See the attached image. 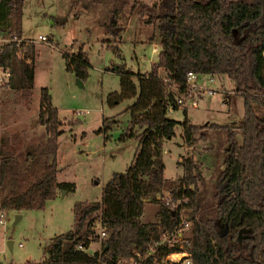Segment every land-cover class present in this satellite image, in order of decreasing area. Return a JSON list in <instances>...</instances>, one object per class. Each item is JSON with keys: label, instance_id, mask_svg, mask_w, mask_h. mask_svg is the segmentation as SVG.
<instances>
[{"label": "trees", "instance_id": "trees-1", "mask_svg": "<svg viewBox=\"0 0 264 264\" xmlns=\"http://www.w3.org/2000/svg\"><path fill=\"white\" fill-rule=\"evenodd\" d=\"M24 0H0V66L9 70V80L0 87L26 99L33 87L34 46L21 40ZM96 6H109L103 26L107 33L124 29L118 20L125 8L118 0H92ZM135 15L152 33L148 42L158 45L155 63L146 73L133 74L123 64L106 69L118 77L119 92L106 97L114 107L133 99L126 108L129 120L118 141H137V152L122 173L111 174L102 186L99 199L76 202L72 206L73 223L68 231L53 237L43 246V259L35 264H122L134 252L144 254L147 245L161 233L169 232L177 222L175 212L159 200L157 220L140 222L146 198L155 196L164 186L161 155L163 142L173 137L179 126L185 147L204 139L205 127L190 124L186 111L180 123L167 117L175 95L185 90V75H224L233 80L234 93L242 99L239 126L210 124L224 135L210 203L200 167L192 157L179 162L181 175L169 192L173 199H188L191 226L183 249L162 247L147 264H163L172 253L186 251L192 264H264V0H160L150 6L132 5ZM117 47L112 52L118 59ZM64 68L83 83L88 62L84 53L62 54ZM161 71V72H160ZM1 104V103H0ZM177 110V107H174ZM37 120L44 133L36 140L22 139L21 132L0 134V211L42 210L57 191L72 192L74 185L56 183L57 137L60 134L57 111L51 105L46 88L38 94ZM103 120L105 132L111 124ZM203 130V131H202ZM105 139V137H104ZM192 186L191 192L180 187ZM98 218L106 238L99 251L88 253L97 240L92 230ZM225 223L219 233L216 222ZM240 231L245 254H232L230 242Z\"/></svg>", "mask_w": 264, "mask_h": 264}, {"label": "rangeland", "instance_id": "rangeland-1", "mask_svg": "<svg viewBox=\"0 0 264 264\" xmlns=\"http://www.w3.org/2000/svg\"><path fill=\"white\" fill-rule=\"evenodd\" d=\"M118 1L125 3L118 20V25L124 29L116 36L117 31L107 33L103 26L109 6H96L92 0H24L21 40L34 46L33 87L26 99L7 88L1 89L0 134L21 132V125L25 131L33 130L29 138L21 135L26 141H34L44 133L43 126L37 120V112L39 90L46 88L59 120L60 134L55 155L56 167L60 170L57 179L73 183L75 188L62 198L58 196L48 201L42 210L1 213L0 264L41 262L43 246L70 229L73 204L98 200L101 186L111 174L124 172L137 152L136 140L118 141L129 120L126 108L133 99L124 100L114 107L106 105L107 95L119 92L118 77L106 69L123 64L133 74L149 70L151 62L156 61V55H151L150 49L153 44L157 48L158 45L148 42L152 29L138 19L135 8L131 10V6H150L160 0ZM37 36H43L48 41L40 42ZM113 46L119 49L121 59L115 57ZM79 50L84 53L89 65L81 87L77 85L74 74L65 70L62 59V54H76ZM208 79V75H196L195 83L200 88L211 89L213 94L198 93L196 108L184 109L190 124L207 126L203 129L206 136L196 140L191 151L185 150L182 131L179 126L175 127L173 137L162 148L165 183L158 194L145 199L140 219L144 225L157 220L155 213L158 205L151 199L163 203L168 198L169 192L177 185L181 175L179 162L184 158L192 157L200 167L207 202L210 203L209 195L219 168L224 135L216 133L209 125L239 126L242 121V99L235 95L232 79L224 75H212V83H208ZM170 90L175 97L179 96L174 92V87ZM182 110L168 111L167 117L180 123L184 119ZM103 120L114 123L105 132H99ZM95 180H98V185H94ZM16 215H19V219L14 222ZM225 227L223 221L216 222L219 233H225ZM246 234L240 231L237 238L230 242L233 255H249L244 252L241 241ZM8 242L11 243L10 249ZM99 249V240H95L90 243L87 252L93 253Z\"/></svg>", "mask_w": 264, "mask_h": 264}, {"label": "built area", "instance_id": "built-area-1", "mask_svg": "<svg viewBox=\"0 0 264 264\" xmlns=\"http://www.w3.org/2000/svg\"><path fill=\"white\" fill-rule=\"evenodd\" d=\"M36 39L40 42H47L48 39L43 36H37ZM10 38L0 36V42H8ZM151 55L157 54V49L153 46L150 49ZM208 83H212V76L208 75ZM196 75L188 72L185 75V90L182 94L175 98L174 103L168 106V111H174V107L177 109H186V108H196L197 100L196 96L198 93L204 95H212L213 92L211 89H204L203 87H198L195 83ZM9 80V70L6 67L0 66V87H3L8 83ZM202 90V91H199ZM80 114V113H76ZM83 114V113H81ZM192 147H186L185 150L191 151ZM180 191L183 192H191L192 186H184L180 187ZM164 207L168 210L175 212L177 216V222L169 232H163L160 234L156 241H153L147 245V250L144 254H140L139 252H134V256L129 262H122V264H147L149 258L153 257V255L162 247H176L177 249H183L184 246L187 245V238L189 228L191 226L190 222V213L191 211L187 208L188 199H173L168 196L166 200L163 201ZM2 212L0 211V224L3 223L2 220ZM92 230L94 231V235L99 240H104L106 238V232L104 226L101 225L100 220L98 218L93 220ZM163 264H192L190 254L186 251H181L178 253H172L166 255L162 259Z\"/></svg>", "mask_w": 264, "mask_h": 264}, {"label": "crops", "instance_id": "crops-1", "mask_svg": "<svg viewBox=\"0 0 264 264\" xmlns=\"http://www.w3.org/2000/svg\"><path fill=\"white\" fill-rule=\"evenodd\" d=\"M155 47L156 49H157V53H158V50H159V48H157L156 47V45L155 44H153L152 45V47ZM156 56H157V54H156ZM153 63H155V61L154 62H151V64H153ZM149 71V70H148ZM148 71H146V72H148ZM146 72H143V73H146ZM178 110V109H177ZM174 111H176V110H174ZM188 120V119H187ZM22 127H21V133H22V135L24 134L25 136H26V138H29L30 136H31V133L33 132V130H32V132H30V131H25V128L23 127V125H21ZM6 130H9V128L8 127H6L5 128ZM124 129V128H123ZM0 130H1V127H0ZM10 134L11 133H14V132H9ZM171 140V139H170ZM170 140H165L164 142H163V145L165 144V143H167V142H169ZM185 147V146H184ZM184 152H186V151H184ZM180 159V158H179ZM180 161V160H179ZM57 168V167H56ZM58 170V173H59V169H57ZM58 173L56 174V178H55V181H56V183H69V184H73V183H70V182H62V181H59L58 179H57V176H58ZM74 185V184H73ZM94 185H98V180H95V182H94ZM104 185V184H103ZM102 185V186H103ZM101 186V187H102ZM74 188H75V185H74ZM67 192H64V193H61V191H57V194H56V199L58 198V196L60 197V198H62L65 194H66ZM54 198V199H55ZM53 199V200H54ZM52 200V201H53ZM48 203V201L46 202V204ZM2 212V211H1ZM4 212H6V211H4ZM13 212H15V211H13ZM143 212H144V205H143ZM143 212H142V215H143ZM16 214H20L21 213V211H19V212H15ZM142 215L140 216V218H139V220L141 219V217H142ZM157 219V218H156ZM25 264H28V262L27 263H25Z\"/></svg>", "mask_w": 264, "mask_h": 264}, {"label": "water", "instance_id": "water-1", "mask_svg": "<svg viewBox=\"0 0 264 264\" xmlns=\"http://www.w3.org/2000/svg\"><path fill=\"white\" fill-rule=\"evenodd\" d=\"M76 83H77V85H78L79 87L82 86V83H81V82L76 81ZM62 193H64V191H63ZM18 219H19V215H16V216H15V220H14V222H16ZM7 245H8V247H9V249H10V247H11V243L8 242Z\"/></svg>", "mask_w": 264, "mask_h": 264}]
</instances>
